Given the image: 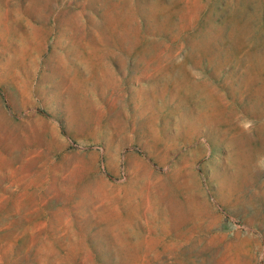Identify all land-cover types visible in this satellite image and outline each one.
Masks as SVG:
<instances>
[{"label": "rangeland", "instance_id": "rangeland-1", "mask_svg": "<svg viewBox=\"0 0 264 264\" xmlns=\"http://www.w3.org/2000/svg\"><path fill=\"white\" fill-rule=\"evenodd\" d=\"M108 92L147 180L104 177ZM0 264H264V0H0Z\"/></svg>", "mask_w": 264, "mask_h": 264}, {"label": "crops", "instance_id": "crops-1", "mask_svg": "<svg viewBox=\"0 0 264 264\" xmlns=\"http://www.w3.org/2000/svg\"><path fill=\"white\" fill-rule=\"evenodd\" d=\"M105 97V102L101 104V139L103 140L101 141V155L105 161L104 177L110 184H117L126 179L147 180V178L141 177L140 172L144 170L153 171L155 164L160 165V162L152 156L154 137L152 125L150 126L152 121L148 125V121H143L144 117L136 111L135 116L130 117L128 122V144L111 152L108 150L105 140L111 137L125 136L122 134L121 94L108 92ZM44 107L43 110L41 109L43 114L39 113V117L49 127L50 132H55L54 137H57L56 113L53 112L51 106L48 107L44 104ZM160 134L169 135L168 132L164 131H161ZM165 145L169 146L168 142ZM199 145L204 144L199 143ZM111 159L115 162L114 167L110 164Z\"/></svg>", "mask_w": 264, "mask_h": 264}, {"label": "bare ground", "instance_id": "bare-ground-1", "mask_svg": "<svg viewBox=\"0 0 264 264\" xmlns=\"http://www.w3.org/2000/svg\"><path fill=\"white\" fill-rule=\"evenodd\" d=\"M174 209V208H173Z\"/></svg>", "mask_w": 264, "mask_h": 264}]
</instances>
